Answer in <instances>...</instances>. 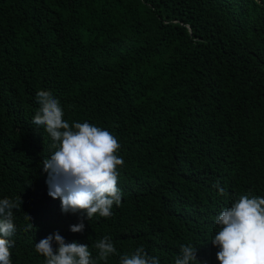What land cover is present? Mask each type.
<instances>
[{"label": "trees", "instance_id": "1", "mask_svg": "<svg viewBox=\"0 0 264 264\" xmlns=\"http://www.w3.org/2000/svg\"><path fill=\"white\" fill-rule=\"evenodd\" d=\"M41 90L70 125L118 139L109 218L62 214L47 195L55 150L31 123ZM241 195L264 197V0H0V199L22 200L12 264H44L35 244L57 232L97 264L140 246L175 264L181 245L218 264L215 219Z\"/></svg>", "mask_w": 264, "mask_h": 264}, {"label": "clouds", "instance_id": "2", "mask_svg": "<svg viewBox=\"0 0 264 264\" xmlns=\"http://www.w3.org/2000/svg\"><path fill=\"white\" fill-rule=\"evenodd\" d=\"M38 109L31 123L41 127L50 137V148L55 151L42 161L47 195L60 201L62 214H80L87 221L95 215L109 218L112 207L120 206L122 193L118 188V167L124 160L118 156L120 143L106 129L87 121L71 125L63 119L60 101L50 91L36 93ZM223 195V190L219 192ZM9 198L0 199V264H12L8 239L15 232L13 209L21 207ZM27 220L31 217L25 214ZM219 231L211 240L218 247V264H264V197L241 195L215 219ZM30 227L32 225L30 224ZM84 223L70 226V232L83 233ZM97 259L107 261L116 254L110 236H104L94 244ZM35 250L44 257V264H97L87 244L68 243L58 232L35 244ZM197 248L181 245L175 264H200L196 259ZM119 264H159L157 257L149 256L143 246L130 254L119 257Z\"/></svg>", "mask_w": 264, "mask_h": 264}]
</instances>
